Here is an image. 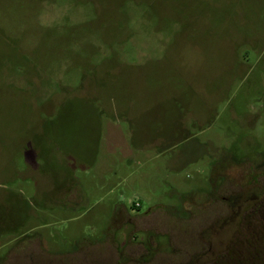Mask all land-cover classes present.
Masks as SVG:
<instances>
[{
    "label": "rangeland",
    "instance_id": "374dc122",
    "mask_svg": "<svg viewBox=\"0 0 264 264\" xmlns=\"http://www.w3.org/2000/svg\"><path fill=\"white\" fill-rule=\"evenodd\" d=\"M261 161L264 0H0V264L198 261Z\"/></svg>",
    "mask_w": 264,
    "mask_h": 264
},
{
    "label": "flooded vegetation",
    "instance_id": "af4514ba",
    "mask_svg": "<svg viewBox=\"0 0 264 264\" xmlns=\"http://www.w3.org/2000/svg\"><path fill=\"white\" fill-rule=\"evenodd\" d=\"M219 164L221 168L227 165ZM263 164L261 161L259 165ZM217 177L222 179L220 187L229 180L219 171L214 178ZM243 185L223 195L225 209L209 226L212 235L217 231L215 238L219 242V251L207 250L199 256L200 260L190 264H198L199 261L202 264H264V188L245 189L247 185ZM212 192L211 197L214 196L213 189Z\"/></svg>",
    "mask_w": 264,
    "mask_h": 264
},
{
    "label": "crops",
    "instance_id": "0c3cea01",
    "mask_svg": "<svg viewBox=\"0 0 264 264\" xmlns=\"http://www.w3.org/2000/svg\"><path fill=\"white\" fill-rule=\"evenodd\" d=\"M72 180V179H71ZM69 181V180H68ZM71 182V181H70ZM72 183H73V180H72Z\"/></svg>",
    "mask_w": 264,
    "mask_h": 264
},
{
    "label": "built area",
    "instance_id": "2783aa9c",
    "mask_svg": "<svg viewBox=\"0 0 264 264\" xmlns=\"http://www.w3.org/2000/svg\"><path fill=\"white\" fill-rule=\"evenodd\" d=\"M137 206V205H136Z\"/></svg>",
    "mask_w": 264,
    "mask_h": 264
}]
</instances>
